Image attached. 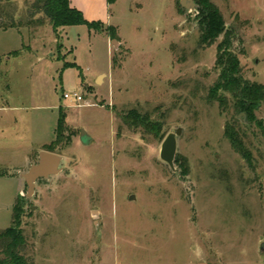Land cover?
Instances as JSON below:
<instances>
[{"label": "rangeland", "instance_id": "rangeland-1", "mask_svg": "<svg viewBox=\"0 0 264 264\" xmlns=\"http://www.w3.org/2000/svg\"><path fill=\"white\" fill-rule=\"evenodd\" d=\"M34 1L0 0L1 23L22 35L0 39V231L19 208L26 264H264V101L253 113L260 128L210 97L223 35L202 46L178 0H71L103 26L55 32L33 15ZM208 1L232 32L242 77L263 86L264 0ZM66 93L89 105L74 107ZM50 106L42 138L52 143L61 108L65 130L52 149L62 170L25 199L18 174L40 150L30 142L33 107ZM132 110L158 122L159 136L124 123ZM227 124L250 163L224 137ZM177 129L174 173L159 151Z\"/></svg>", "mask_w": 264, "mask_h": 264}, {"label": "trees", "instance_id": "trees-1", "mask_svg": "<svg viewBox=\"0 0 264 264\" xmlns=\"http://www.w3.org/2000/svg\"><path fill=\"white\" fill-rule=\"evenodd\" d=\"M114 1L106 0V3L111 5ZM194 3L197 6L196 19L200 30V44L202 46H210L220 35H223V40L216 46L217 57L214 68L219 71V75L209 91L210 97L212 100H217L222 106L230 103L236 114H245L249 120L262 128L261 123L253 119V113L260 108L264 101V85L250 82L242 77L239 59L231 50L232 32L226 29L217 7L208 0H194ZM31 8L34 11L33 15L42 14L55 32L57 29L66 26L85 25L89 29L97 25L103 26L99 23L95 24L86 21L82 12L76 10L71 5L70 0H35ZM43 23L44 19H38L36 21L33 20L29 25L36 27L43 25ZM0 28L15 29V26L13 24L4 25L1 23L0 17ZM18 54L19 52L16 51L11 56L16 57ZM122 121L130 127H142L145 131L155 136H159L161 133V126L158 122L150 121L146 115H141L135 110L123 116ZM56 125L54 141L42 149L47 153H54L52 145L59 142L63 137L65 125L64 113L61 108ZM224 137L232 149L247 164L250 163L251 153L244 146L242 136H240L233 125H226ZM13 209L12 226L0 231V264H26L25 258L22 255L20 256L21 248L25 244L19 225L21 210L17 207Z\"/></svg>", "mask_w": 264, "mask_h": 264}, {"label": "water", "instance_id": "water-1", "mask_svg": "<svg viewBox=\"0 0 264 264\" xmlns=\"http://www.w3.org/2000/svg\"><path fill=\"white\" fill-rule=\"evenodd\" d=\"M178 4L183 9L187 10L189 14L192 16L197 15V6L194 3V0H178ZM100 77H98L97 83L99 82ZM242 118L245 119V115H241ZM181 134V129H177L174 133H168L163 141L159 155L160 160L167 164L169 169L174 173L178 171L174 167V162L176 159V148H177V138ZM83 137H85L84 131L80 135V139L83 142ZM86 140V139H85ZM62 163V158L54 153H47L41 151L37 155V161L35 164L31 165L28 170L24 173L18 174L21 179L24 181V185L26 187V194H21V196L25 199H30L34 194V189L36 186V182L38 180H48L52 176L58 175L62 168L60 167ZM131 200H134L132 197ZM36 208L32 207V210ZM264 246H261V251L263 252Z\"/></svg>", "mask_w": 264, "mask_h": 264}, {"label": "crops", "instance_id": "crops-1", "mask_svg": "<svg viewBox=\"0 0 264 264\" xmlns=\"http://www.w3.org/2000/svg\"><path fill=\"white\" fill-rule=\"evenodd\" d=\"M71 5H72V3H71ZM107 20H108V17H107ZM10 32H12L13 34H16V37L22 38L21 33L16 28L15 29L0 28V39L3 38L4 36H7ZM5 53H7V52H4L2 54H5ZM33 108H34V110L40 111L41 113L34 114V116H32L30 119V123H29V126H31V133H30V139L31 140H30V142L32 145H34V144L38 145L40 147L39 152H41V151H43L41 147L48 146L47 142H44L43 138H42L43 137V131L45 129V126L43 125L44 121H45L44 117H46L45 113H42V112L47 111L48 109L54 110V108H56V107L50 106L49 108H45L46 110L43 109L44 107H39L41 109H37L38 107H33ZM1 110H5V108L1 107L0 112H1ZM56 123H57V121H56ZM56 127H57V125H56ZM41 128H43V129H41ZM55 131H56V128L54 130V139H55ZM54 139L52 141H54ZM25 149L28 150V147H25ZM29 154H27L25 156V159H26L25 164L28 165L27 167H30V165L33 164V163H31L32 159H30Z\"/></svg>", "mask_w": 264, "mask_h": 264}, {"label": "built area", "instance_id": "built-area-1", "mask_svg": "<svg viewBox=\"0 0 264 264\" xmlns=\"http://www.w3.org/2000/svg\"><path fill=\"white\" fill-rule=\"evenodd\" d=\"M64 100L70 99L73 102L74 107H82L84 105H89L87 102H85L83 96H81L78 93H66L63 96Z\"/></svg>", "mask_w": 264, "mask_h": 264}]
</instances>
